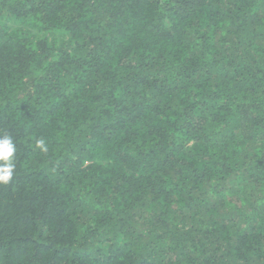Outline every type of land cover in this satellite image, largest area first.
<instances>
[{"label":"trees","instance_id":"16d2710c","mask_svg":"<svg viewBox=\"0 0 264 264\" xmlns=\"http://www.w3.org/2000/svg\"><path fill=\"white\" fill-rule=\"evenodd\" d=\"M0 264H264V0H0Z\"/></svg>","mask_w":264,"mask_h":264}]
</instances>
